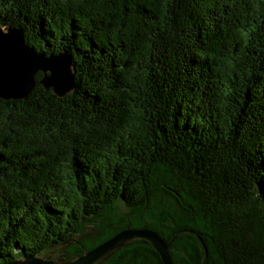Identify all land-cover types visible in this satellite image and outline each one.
Here are the masks:
<instances>
[{
  "label": "trees",
  "instance_id": "1",
  "mask_svg": "<svg viewBox=\"0 0 264 264\" xmlns=\"http://www.w3.org/2000/svg\"><path fill=\"white\" fill-rule=\"evenodd\" d=\"M0 25L74 69L0 98V264L127 228L171 264H264V0H0ZM95 264L163 263L133 239Z\"/></svg>",
  "mask_w": 264,
  "mask_h": 264
},
{
  "label": "water",
  "instance_id": "2",
  "mask_svg": "<svg viewBox=\"0 0 264 264\" xmlns=\"http://www.w3.org/2000/svg\"><path fill=\"white\" fill-rule=\"evenodd\" d=\"M37 71H41L43 76L35 82L33 75ZM73 71V65L64 52L49 56L35 53L24 45L20 30L0 25L1 99H23L37 83L45 89H51L58 97H64L74 89ZM133 239L147 241L159 254L163 264H171L168 245L154 231L145 228L123 229L92 249L82 250L78 257L66 262L49 259L50 252L47 251L24 256L7 264H95L116 247Z\"/></svg>",
  "mask_w": 264,
  "mask_h": 264
}]
</instances>
